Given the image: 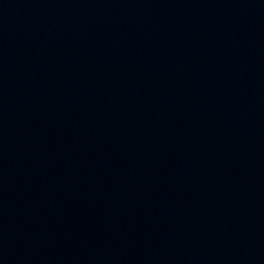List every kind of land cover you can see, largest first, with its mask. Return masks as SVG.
Returning <instances> with one entry per match:
<instances>
[{
	"label": "water",
	"instance_id": "95a60500",
	"mask_svg": "<svg viewBox=\"0 0 264 264\" xmlns=\"http://www.w3.org/2000/svg\"><path fill=\"white\" fill-rule=\"evenodd\" d=\"M0 264H264V0H0Z\"/></svg>",
	"mask_w": 264,
	"mask_h": 264
}]
</instances>
